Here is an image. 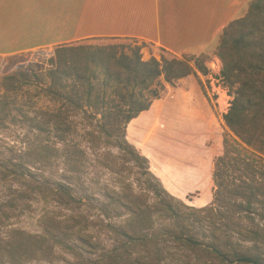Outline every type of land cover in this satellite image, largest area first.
I'll return each mask as SVG.
<instances>
[{
	"label": "trees",
	"instance_id": "16d2710c",
	"mask_svg": "<svg viewBox=\"0 0 264 264\" xmlns=\"http://www.w3.org/2000/svg\"><path fill=\"white\" fill-rule=\"evenodd\" d=\"M126 48L130 53L124 51ZM141 48L118 44L57 47L45 68V77L50 80L48 90L64 99L65 107L57 111L39 109L32 116L24 106L19 107L28 129L27 143L18 163L4 171L26 178L31 176L29 167L47 170L61 163L62 177L49 186L51 197L59 205H79L82 198L67 180L81 172L84 151L72 140L69 109L83 108L84 100L86 107L105 118L113 117L116 124L127 123L149 110L152 102L144 94L161 76L171 85L195 75V71L208 74L204 55L143 61ZM214 54L222 61L223 85L233 91L223 121L240 143L224 139L223 153L215 159L213 206L206 212L211 220L207 241L192 232L193 213L184 211L183 203L175 201L158 183H150L154 202L147 204L136 197L123 203L127 216L119 233L120 245L96 259L84 258L78 251V245H87L88 240L75 214L64 219L43 214L41 231L28 233L8 224L11 215L0 208V262L51 261L54 248H60L81 264H181L161 247L169 242L186 251L203 253L207 258L203 264H264V160L252 158L254 155H247L241 147L243 144L264 157V0H253L243 17L224 27ZM98 74L102 79L94 83ZM7 79L0 83L4 89L0 95V130L15 122L13 111L17 108L7 95L17 89H12L13 83H6ZM38 194L46 202L42 189ZM123 198L128 197L116 200ZM155 217L167 220L169 227L156 229ZM195 218L202 223V218Z\"/></svg>",
	"mask_w": 264,
	"mask_h": 264
},
{
	"label": "rangeland",
	"instance_id": "374dc122",
	"mask_svg": "<svg viewBox=\"0 0 264 264\" xmlns=\"http://www.w3.org/2000/svg\"><path fill=\"white\" fill-rule=\"evenodd\" d=\"M111 44L131 48L141 46L143 61L152 57L158 61L162 56L172 58L162 50L134 39L82 41L74 46ZM55 49L8 57L2 64L0 83L7 77L6 83H13L8 85L17 89L7 94L17 107L13 111L15 122L0 130V208L11 215L7 223L28 233H36L41 231L40 217L43 214L50 213L62 219L75 214L88 240L87 245H78V251L84 258L96 259L120 245L119 233H122L127 216L123 203L136 197L147 204L154 202L149 184L158 183L160 189L183 203L184 211L193 213L191 230L197 238L207 241L211 220L206 217V212L213 206L215 159L223 153L224 139L240 143L223 121V115L233 100V91H229L220 79V58L213 54L215 57L210 59L202 54L207 57V75L195 71V75L176 80L171 85L161 76L144 94V98L152 102L149 110L127 123L116 124L113 117L105 118L86 107L84 100L81 102L83 108L69 109L68 116L74 128L72 140L84 151V157L81 172L71 174L67 181L73 184L82 202L63 206L54 202L49 192L51 183L62 177L61 163L47 170L29 167L31 176L26 178L8 175L4 171L11 164L18 163L27 143L28 129L22 123L24 118L19 107L24 106L30 116L39 109L57 111L65 107L64 99L48 90L50 80L45 77V68L49 67ZM124 51L130 53L129 48ZM11 75L14 79H9ZM101 79L98 74L94 83H100ZM2 94L4 89L0 88ZM241 147L247 155H254L252 158L260 162L264 160L253 149L243 144ZM136 155L147 162L143 163ZM40 189L47 195L46 202L38 194ZM160 193L164 196L163 192ZM20 195L25 198L20 199ZM124 196L128 198L116 200ZM9 204L12 205L10 208L7 207ZM195 217L202 218V223ZM162 226L169 227V222L155 217L154 227L160 229ZM161 247L181 264L207 261L199 251H186L169 242L162 243ZM54 252L51 261L25 264H81L67 251L54 248Z\"/></svg>",
	"mask_w": 264,
	"mask_h": 264
},
{
	"label": "crops",
	"instance_id": "0c3cea01",
	"mask_svg": "<svg viewBox=\"0 0 264 264\" xmlns=\"http://www.w3.org/2000/svg\"><path fill=\"white\" fill-rule=\"evenodd\" d=\"M253 0H0L8 57L79 42L134 39L171 57H215L224 27Z\"/></svg>",
	"mask_w": 264,
	"mask_h": 264
},
{
	"label": "built area",
	"instance_id": "2783aa9c",
	"mask_svg": "<svg viewBox=\"0 0 264 264\" xmlns=\"http://www.w3.org/2000/svg\"><path fill=\"white\" fill-rule=\"evenodd\" d=\"M2 68H3V65L0 67V72H1Z\"/></svg>",
	"mask_w": 264,
	"mask_h": 264
}]
</instances>
